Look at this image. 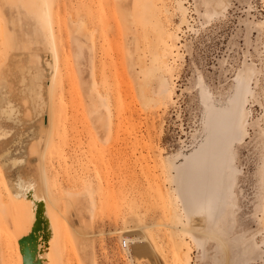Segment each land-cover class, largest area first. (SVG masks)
Listing matches in <instances>:
<instances>
[{
    "label": "rangeland",
    "instance_id": "1",
    "mask_svg": "<svg viewBox=\"0 0 264 264\" xmlns=\"http://www.w3.org/2000/svg\"><path fill=\"white\" fill-rule=\"evenodd\" d=\"M177 1L0 0V73L25 110L16 105V118L31 111L15 69L29 56L42 72L43 116L19 123L20 132L2 121L11 134L0 150L25 142V162L0 165L9 185L21 182L18 204L0 211V264H16L15 211L31 210L30 187L46 199L48 187L56 200L62 255L50 248V264H212L217 240L193 229L174 176L205 141L209 115L228 114L238 99L244 132H233L226 168L234 171L228 238L255 246L244 264H264V0H181L186 20ZM31 129L33 138L21 136ZM5 191L0 176V198ZM137 217L161 252L143 243L130 260L120 242L136 236Z\"/></svg>",
    "mask_w": 264,
    "mask_h": 264
},
{
    "label": "bare ground",
    "instance_id": "2",
    "mask_svg": "<svg viewBox=\"0 0 264 264\" xmlns=\"http://www.w3.org/2000/svg\"><path fill=\"white\" fill-rule=\"evenodd\" d=\"M45 5H48V0H42ZM219 4L225 3L226 0H219ZM178 9L181 12L183 20H186V9L183 6L181 0L177 1ZM147 12H144V19L149 20L152 11V4H146ZM31 53V52H30ZM29 53V54H30ZM29 65H17L16 70L19 75L18 79V94L26 105L28 103L31 106V111L28 109L25 115H21L24 118H17V122L13 127L16 129L27 122L28 124L35 121V118H42L40 113V102L42 101V86L41 78L42 72L38 65L33 62V57L29 56ZM162 64L166 63V58L160 56ZM48 65V63L46 64ZM4 71L0 73V142L10 137V129L5 126L2 121L5 119H11L14 115V107L17 105L21 112V105L13 100V94L10 89V84L4 76ZM12 87V86H11ZM100 93V91H99ZM99 102L105 107L108 113H110L109 102L102 94L99 95ZM106 97V96H105ZM16 100V99H15ZM19 100V99H17ZM231 112L227 114L225 110L216 109L209 115V127L208 135L204 142H202L197 148H195L189 155L184 156V162H182L177 169V173L174 176L176 182L177 191L182 199L183 207L186 213L191 217V225L194 230L200 231L207 234L208 229L210 235L217 240L216 253L213 256L212 264H244L248 258H250L255 253V246L248 240L243 242H238L237 240L231 241L228 238L229 232L231 230L232 222L229 220L230 217V205L228 198L232 196V187L234 182V171L230 169L226 171V168L230 165V146L232 140L233 132L241 135L244 132L243 128V118L245 117V111L243 109V103L238 99ZM26 102V104H25ZM23 105V109H24ZM27 106V105H26ZM22 109V110H23ZM33 115H32V113ZM27 113V114H26ZM40 116V117H39ZM48 121V115H47ZM7 122V121H6ZM20 123V126H19ZM13 124V123H12ZM22 124V125H21ZM12 126V125H10ZM18 130V129H17ZM17 132H20V128ZM34 130H29L28 137L34 136ZM33 138V137H31ZM4 150V149H3ZM0 150V154L3 152ZM25 159V157H24ZM232 159V158H231ZM4 166H11L12 164H21V160L18 161L17 158L12 157L4 160ZM21 162V163H20ZM25 162V160H24ZM2 166V163L0 162ZM0 166V176L3 184L6 186L5 197L0 198V211L5 210L7 203L18 204L20 197L19 183L14 186L9 185L7 177L4 176V172L1 170ZM18 167V166H16ZM15 167V168H16ZM2 168H4L2 166ZM23 181V180H22ZM30 200L31 210H27L26 206L16 207L15 224L19 229V235L15 241V254H16V264H23V255L21 252V246L19 244V239L22 236L28 234L31 230L32 224L35 219V212L37 208V203L42 202L43 215L46 219V230H40L37 235L36 248L33 253L34 261L39 264H50V248H54L55 253L58 256L59 261H61V249L58 246V242L61 235V225L59 222V217L54 209H51L50 205L56 202L55 197H53L50 189L46 187L47 199L37 195L38 192L34 193V187H30ZM33 190V191H32ZM92 189H90L89 203L91 205V210L96 203V199L92 194ZM68 196H72V191H67ZM174 203L171 202L167 209V214L169 219L174 218L173 212ZM218 216L222 217V221L218 223L216 218ZM24 221L26 224L30 222L29 229L26 233H22L21 223ZM136 224V236L133 238L125 237V241H128L129 247L125 251L130 260L133 259L132 249L136 245L145 243V245H150L151 248H155L156 251L160 250L161 247L156 241L155 235L148 225L143 223L140 217L135 218ZM127 231H123V234H127ZM46 235L45 240L42 236ZM233 246L237 249L234 250ZM176 256L180 259L182 256L180 243L175 246ZM233 250V254L230 256ZM124 251V250H123ZM230 252V253H229ZM158 253V252H157ZM150 253H148L149 255ZM165 256V253H161ZM220 255V258L219 256ZM174 262L177 263L175 259ZM90 264H96L95 261H91Z\"/></svg>",
    "mask_w": 264,
    "mask_h": 264
},
{
    "label": "water",
    "instance_id": "3",
    "mask_svg": "<svg viewBox=\"0 0 264 264\" xmlns=\"http://www.w3.org/2000/svg\"><path fill=\"white\" fill-rule=\"evenodd\" d=\"M16 106L14 107V115L12 116L11 119H5L6 121L12 122L13 124H15L17 122V118H16ZM29 132L25 131L21 136H25V138H28ZM24 138V137H23ZM20 139V138H19ZM19 140L15 139L12 140V142L10 141V143L8 145L5 146L3 152L0 154V162L2 163V166L4 168H6L4 166V160L5 158H7V160L9 158L15 157L19 160H21V164H24V157H25V142L23 143V146H21L18 149H11V146H14V144H18ZM35 161V159L33 160V162ZM17 164H12L11 167L7 169V171L13 170L16 166H19ZM26 197H29V194H25ZM40 230H46V219L44 218L43 215V207H42V202L39 201L37 203V208H36V212H35V219L34 222L32 224L31 230L28 232L27 235L22 236L19 239V244L21 246V252L23 255V264H39L38 262L34 261L33 259V253L34 250L36 248V243H37V235L38 232ZM45 240L47 239L46 235L42 236Z\"/></svg>",
    "mask_w": 264,
    "mask_h": 264
},
{
    "label": "built area",
    "instance_id": "4",
    "mask_svg": "<svg viewBox=\"0 0 264 264\" xmlns=\"http://www.w3.org/2000/svg\"><path fill=\"white\" fill-rule=\"evenodd\" d=\"M120 247L122 250L126 251L129 247V243L128 242H125V241H122L120 242Z\"/></svg>",
    "mask_w": 264,
    "mask_h": 264
}]
</instances>
